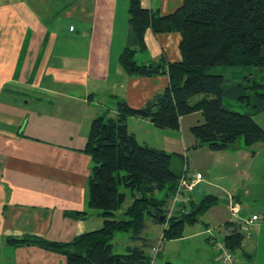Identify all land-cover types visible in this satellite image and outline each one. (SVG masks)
<instances>
[{
    "label": "crops",
    "instance_id": "1",
    "mask_svg": "<svg viewBox=\"0 0 264 264\" xmlns=\"http://www.w3.org/2000/svg\"><path fill=\"white\" fill-rule=\"evenodd\" d=\"M181 2L140 0V5L166 15ZM128 4L0 0V264H66L62 253L8 240L30 235L68 243L102 226V211L87 206L93 162L84 146L91 122L97 116L115 118L118 100L133 108L144 106L167 87L166 64L181 59L178 31L147 28L141 48L128 24ZM127 47L134 50L138 64H162V70L128 74L119 62ZM202 121L200 111L180 116L178 129L158 127L147 118H127L128 131L139 143L182 155L189 174L202 175L189 206L206 195L219 199L195 221L184 223L180 236L163 238L150 264H217L219 249L208 232L212 228L221 239L240 233V246L233 250L238 264H255L264 215L245 225L259 214L242 203L250 190L238 186L245 175L240 159L249 157L252 146L210 150L191 132ZM126 199L115 214L118 219L131 202L129 193ZM229 202L236 216L231 211L227 218L211 217L230 208ZM146 228L139 239L129 232L126 237L115 233L113 251L139 246L151 256L155 235H145ZM170 241L173 246L167 245Z\"/></svg>",
    "mask_w": 264,
    "mask_h": 264
},
{
    "label": "trees",
    "instance_id": "2",
    "mask_svg": "<svg viewBox=\"0 0 264 264\" xmlns=\"http://www.w3.org/2000/svg\"><path fill=\"white\" fill-rule=\"evenodd\" d=\"M128 24L141 48L147 28L153 32L178 31L181 59L166 64L167 87L144 106L133 108L118 100L115 118L97 116L91 122L84 146L93 162L87 206L102 211V226L68 243L30 235L8 242L62 253L66 264L151 263V257L139 246L114 252L112 239L117 232H129L132 239H139L147 219L164 225L165 219L159 222L156 215L164 217L169 198L188 169L182 155L139 143L128 131V117L147 118L158 127L178 129L180 116L200 111L203 121L191 127V132L198 143L206 144L210 150L235 148L239 139L245 147L264 142V129L250 113L231 110L223 103L224 97L250 99L252 109L262 111L264 76L259 85L263 91L250 96L248 86L241 80L224 88L228 79L210 71L215 66L264 69V0H182L166 15L142 7L140 0H129ZM119 62L128 74L152 75L163 67L138 64L134 50L128 47ZM199 95L203 98L193 102ZM127 193L131 202L118 219L115 214ZM218 201L216 196L206 195L197 205L191 203L188 213L173 215L163 227L162 239L180 236L184 223L195 221ZM242 238L240 233H233L225 235L223 242L233 251Z\"/></svg>",
    "mask_w": 264,
    "mask_h": 264
},
{
    "label": "rangeland",
    "instance_id": "3",
    "mask_svg": "<svg viewBox=\"0 0 264 264\" xmlns=\"http://www.w3.org/2000/svg\"><path fill=\"white\" fill-rule=\"evenodd\" d=\"M212 73L222 74L225 78H227V82L225 81L223 87L226 88L230 84L234 83V81L241 80L245 85L248 86L247 92L251 95H256L259 92L263 91V87H259L262 84V76H264V69L258 70L247 67H227V66H215L210 70ZM223 103L231 110H235L240 113H250L254 121L264 129V109L259 112H255L251 107L250 99L245 101H239L231 98H223ZM243 142L241 139L238 140L237 146H242ZM236 148V147H235ZM253 151V154L251 152ZM249 157L247 159H240L241 167L245 171V175L240 179L238 186H242L246 190H250L251 196L244 200L242 203H246L252 207L254 211H257L258 214L264 215V142H258L252 145L251 148L248 149ZM162 197V194L159 195V198ZM130 201V198H127L125 203ZM226 211H222L219 215L212 214L211 217L216 220L220 218H226L228 215L230 216L231 209L224 208ZM210 217V219H211ZM264 217V216H263ZM150 219H147L146 222L148 226L145 230V235L150 236V238H154V247L158 244L159 246L165 242V239H162V224H154L150 222ZM155 225H161L155 226ZM119 235L122 237H126L125 232H119ZM260 247L257 249L254 257L255 264H264V233H262L259 237ZM167 245L173 246V242H167ZM200 255H203L200 253ZM155 259V257H154ZM209 264V263H205Z\"/></svg>",
    "mask_w": 264,
    "mask_h": 264
},
{
    "label": "built area",
    "instance_id": "4",
    "mask_svg": "<svg viewBox=\"0 0 264 264\" xmlns=\"http://www.w3.org/2000/svg\"><path fill=\"white\" fill-rule=\"evenodd\" d=\"M72 30L73 28L70 27ZM202 179V175L198 172H194L189 174L186 172L183 174L175 187L173 194L170 196L167 208L164 214L165 223L163 227H166L167 221L176 213L186 214L189 212V204L191 200V192L194 189L195 185L200 182ZM232 214L236 216V210L234 209V205L230 202L228 203ZM262 217L260 215H252L248 220H246L245 225H248L250 222L259 220ZM211 240L219 249L216 252V262L217 264H238V260L233 251L229 250L225 247L223 239H221L217 234V229L212 228L208 229ZM159 250V244L153 249L151 253V261L156 256Z\"/></svg>",
    "mask_w": 264,
    "mask_h": 264
},
{
    "label": "water",
    "instance_id": "5",
    "mask_svg": "<svg viewBox=\"0 0 264 264\" xmlns=\"http://www.w3.org/2000/svg\"><path fill=\"white\" fill-rule=\"evenodd\" d=\"M159 66H160V64L157 65V67H159ZM156 217H157V219H158L159 222H162L164 220L163 215H159V216L156 215Z\"/></svg>",
    "mask_w": 264,
    "mask_h": 264
}]
</instances>
